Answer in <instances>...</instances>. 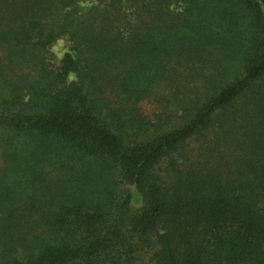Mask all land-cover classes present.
Returning a JSON list of instances; mask_svg holds the SVG:
<instances>
[{
  "label": "trees",
  "instance_id": "16d2710c",
  "mask_svg": "<svg viewBox=\"0 0 264 264\" xmlns=\"http://www.w3.org/2000/svg\"><path fill=\"white\" fill-rule=\"evenodd\" d=\"M0 264H264V0H0Z\"/></svg>",
  "mask_w": 264,
  "mask_h": 264
},
{
  "label": "rangeland",
  "instance_id": "374dc122",
  "mask_svg": "<svg viewBox=\"0 0 264 264\" xmlns=\"http://www.w3.org/2000/svg\"><path fill=\"white\" fill-rule=\"evenodd\" d=\"M68 41L65 37H61L56 40L51 46L50 51L53 54L55 64H59L60 59L62 58L63 54L68 51ZM75 76L70 74L68 76V80H73Z\"/></svg>",
  "mask_w": 264,
  "mask_h": 264
}]
</instances>
